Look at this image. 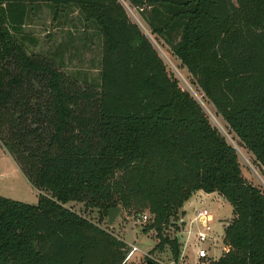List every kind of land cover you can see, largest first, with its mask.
Segmentation results:
<instances>
[{
	"label": "trees",
	"instance_id": "trees-1",
	"mask_svg": "<svg viewBox=\"0 0 264 264\" xmlns=\"http://www.w3.org/2000/svg\"><path fill=\"white\" fill-rule=\"evenodd\" d=\"M35 2L74 8L96 26L85 39L99 43L98 83L26 52L20 37ZM124 2L147 35L119 0H0V147L38 192L35 205L0 196V264H125L127 243L69 203L148 215L150 254L167 250L178 264L179 239L166 232L199 191L232 209L225 250L211 264H264V192L202 109L204 100L264 170V0Z\"/></svg>",
	"mask_w": 264,
	"mask_h": 264
},
{
	"label": "rangeland",
	"instance_id": "rangeland-1",
	"mask_svg": "<svg viewBox=\"0 0 264 264\" xmlns=\"http://www.w3.org/2000/svg\"><path fill=\"white\" fill-rule=\"evenodd\" d=\"M119 1L124 6L129 19L137 24L141 31L147 35L148 29L140 15L130 8L124 0ZM28 6V16L23 28V34L20 37L26 52L28 54L50 57L57 64L60 63L68 75L98 83L101 58L99 43L96 40L90 43L85 39V35L90 36L95 33L97 30L96 26L92 24L94 29L92 25L85 23L74 8L63 7L54 12L48 4L42 2L30 3ZM152 43L164 61L168 72L178 80L181 89L189 92L198 102L199 98H201L200 92L190 84L187 73L179 69V64L169 55L168 48L158 45L153 39ZM202 101L206 105L202 103L204 108L200 106L207 115L211 125L235 149L243 177L264 192V170L255 163L252 155L239 144L238 140L228 133L226 124L215 114L212 106L208 102ZM0 196L31 205L37 203L38 197V192L28 183L14 160L1 147ZM65 207L101 228L107 229L114 236L127 243L128 246H135L138 251L125 264H152V262H155V264H169L173 262L167 250L163 253L155 252L150 254L156 244V239L154 232L151 231L147 234L142 232L143 226L148 219L135 218L134 215H128L120 209L112 224L108 226L107 216L101 211L90 210L80 203H69ZM200 208H206L211 216L215 218L211 226L215 225L213 230L223 236L221 225L231 215V206L219 196L213 195ZM180 218L181 216L174 228L167 229L166 233L168 236H176L180 239L182 232L185 230ZM218 222L222 224L218 226ZM175 227L178 228V231H175ZM221 239L222 237H220ZM216 245L219 249L210 250V254L214 259L219 258L222 254L221 244L217 242ZM186 254L188 257L187 264H198L196 254L191 248L187 250ZM181 264L186 263L183 261Z\"/></svg>",
	"mask_w": 264,
	"mask_h": 264
},
{
	"label": "built area",
	"instance_id": "built-area-1",
	"mask_svg": "<svg viewBox=\"0 0 264 264\" xmlns=\"http://www.w3.org/2000/svg\"><path fill=\"white\" fill-rule=\"evenodd\" d=\"M148 219V215H143L139 219ZM147 221V220H146ZM180 222L184 226V232H182L179 243H180V256L178 263L186 258V252L191 248L195 254L198 264H211L214 257L210 254V250L219 249L216 245L218 242L221 244V253L224 252L225 248L223 246L220 236L214 232L211 223L212 216L206 208H198L193 210L192 218L189 221H184L180 219ZM130 250L126 257V261L133 256L135 252L138 251L135 246H129ZM218 259V258H217ZM169 264H175L170 262Z\"/></svg>",
	"mask_w": 264,
	"mask_h": 264
},
{
	"label": "crops",
	"instance_id": "crops-1",
	"mask_svg": "<svg viewBox=\"0 0 264 264\" xmlns=\"http://www.w3.org/2000/svg\"><path fill=\"white\" fill-rule=\"evenodd\" d=\"M219 196L217 195L216 193H212V194H205L201 191L199 192H196L182 207V209L180 210V216L182 220L184 221H188L192 218V214H193V210L194 209H198L200 208V206L202 204H205V202H207L209 200V198L211 196ZM219 198L223 199L222 197L219 196ZM224 200V199H223ZM225 201V200H224ZM232 219V209H231V215L229 216V218L224 222V224L222 223H217L218 226L221 225L222 226V230H223V233H224V229L225 227L227 226L228 222ZM215 218L212 216V223L214 222ZM211 223V224H212ZM215 226V225H214ZM214 226H212L213 229ZM221 230V229H220ZM215 231V230H214ZM217 233V235H219L220 237H222L223 239V236H221V233L215 231ZM221 239V240H222ZM185 262L187 264V261H188V257L186 255V258H184L183 260H181L178 264H181V262Z\"/></svg>",
	"mask_w": 264,
	"mask_h": 264
},
{
	"label": "water",
	"instance_id": "water-1",
	"mask_svg": "<svg viewBox=\"0 0 264 264\" xmlns=\"http://www.w3.org/2000/svg\"><path fill=\"white\" fill-rule=\"evenodd\" d=\"M120 211V208H112L110 210H108L107 213V224L108 226H110L114 220V218L116 217L117 213Z\"/></svg>",
	"mask_w": 264,
	"mask_h": 264
}]
</instances>
